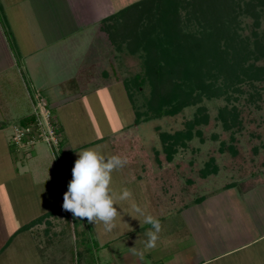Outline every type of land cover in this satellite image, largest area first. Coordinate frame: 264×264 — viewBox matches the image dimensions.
I'll return each instance as SVG.
<instances>
[{
	"label": "rangeland",
	"instance_id": "rangeland-1",
	"mask_svg": "<svg viewBox=\"0 0 264 264\" xmlns=\"http://www.w3.org/2000/svg\"><path fill=\"white\" fill-rule=\"evenodd\" d=\"M139 1L141 0H82L85 2L87 14H82V19L79 20L74 16L76 21L70 19V23L66 24L65 32L68 31L65 33L66 48L63 46L62 51L66 53L65 65L72 69L66 72L69 74L68 77L64 73L57 74L58 83L53 90L60 105L52 109L65 138L64 162L57 164L60 168L56 165L57 177L54 182L46 184L40 182V186H35L31 178L22 177L12 181L16 194L20 193L18 200L23 205L22 211L28 208L29 215L35 218L34 221L40 219V222L25 229L36 227V230L31 231L33 236H28L23 242L15 241L9 249L0 254V264H126L129 259H134L137 264H147V259L142 258L139 261L136 256L144 252L145 255L150 254V257L154 258L161 251L157 250L159 248L157 243L163 249L164 252L161 253L164 256L179 254L188 246L189 238L195 237L194 239L200 243V240L198 241L200 236H197L199 234L201 236L209 234L212 240L219 239L211 248L212 251L235 247L240 242L249 243L254 238L262 236L246 250L216 264H264V186L256 187L247 193L241 192L239 188L231 189L201 204L194 201L186 210L180 205L182 201L178 202L168 196L161 204L156 200L157 193L163 195V189L167 186H175L177 196L180 192L176 182H173L174 184L167 182L172 173L168 172L165 177L167 180H164L163 176H150L151 171L158 173V168L161 167L181 170L179 167L185 168V165L188 167L192 161L196 162L197 168L201 170L211 148L220 147L223 135L238 132L237 129L225 131L221 121L215 122V126L209 131L200 126V130L204 132L205 142H202L198 135H193L192 140L186 142V146L180 144L176 146L173 160L168 164L165 159V148L175 142L173 137L178 132L189 130V124L195 122L201 108L204 107L205 112L212 119H216L223 107L245 109L247 105L245 101H249L254 91L249 89L246 93L232 92L229 95L230 100L226 97L210 101L204 98L202 103L183 110L177 116L147 120L148 116L153 114L147 105V100L151 97V87L146 84L145 88L139 90L132 84L136 75H144V61L141 58L143 52L133 54L128 43H120L118 32L112 34L121 27V20L108 23L111 32L106 30L109 26L107 27L103 20L101 22V18L113 16ZM43 13L39 11L42 16ZM182 17L183 20L186 19L185 11ZM190 19V31H199L200 27L195 18ZM97 20L98 25L95 26ZM241 21V33L243 36H249L252 44L253 20L243 16ZM141 23L143 27L149 28L151 21L142 18ZM261 23L260 36L264 33V18ZM47 29L45 41L50 43L55 37L52 31ZM8 36L10 37V32ZM28 36L29 33L24 32L23 37H26L24 42L27 43L26 47L23 46L21 49L24 52L33 50ZM13 50L15 52V49ZM45 56L47 53L44 55L46 61ZM47 63L46 73L50 71ZM261 65L264 67L263 63ZM127 83L132 88L130 92L135 93L132 94L133 103L127 96ZM217 83L218 85L223 83V78H219ZM25 86L26 83L23 88ZM20 87L19 84L17 98L20 96L19 99L23 101ZM51 96L50 101L53 100V95ZM46 98L49 101L48 97ZM250 107L255 106L250 104ZM253 109L256 111L252 117L258 118L260 122L264 121V109L262 111ZM139 113L140 121L137 122ZM262 125L259 128L260 133L264 132V123ZM213 136H218V140L213 141ZM102 138L106 141L100 142ZM88 143L91 144L85 149L97 148L106 158L118 155L127 160L123 168L113 171L111 188L116 193L128 188L133 195L130 200L116 202L115 206L120 214L111 231H107L102 223L95 225L89 223L86 218H74L71 212L63 210L62 207L63 197L68 190L72 169L80 151L73 154L70 148L74 147V144L79 147ZM0 145L2 146L1 142ZM0 151L3 154V148ZM35 155L36 152L33 150V156ZM175 163H178L179 167H175ZM222 164V160H219V165ZM186 174L190 175V168ZM222 174L223 171L220 170L218 176L209 177L202 193L219 190L227 180V176ZM157 179L160 180L158 189H155L153 182ZM182 198L177 197V200ZM56 203L60 205L54 209ZM132 203L142 207L146 215H151L160 222L161 230L158 233L156 247L151 249L145 247L147 233L153 230L152 225L143 223V217L132 211ZM17 212L14 214L17 215ZM8 216L4 219L9 224ZM209 221L212 222L209 225L213 228L207 230L206 222ZM38 233L39 236L36 235Z\"/></svg>",
	"mask_w": 264,
	"mask_h": 264
},
{
	"label": "trees",
	"instance_id": "trees-1",
	"mask_svg": "<svg viewBox=\"0 0 264 264\" xmlns=\"http://www.w3.org/2000/svg\"><path fill=\"white\" fill-rule=\"evenodd\" d=\"M183 11L186 12L184 20ZM243 16L253 20L252 44L251 38L241 33ZM145 17L151 21L149 28L143 27L141 23ZM190 17L195 18L199 24V31H190ZM263 18L264 0H141L103 19L107 27L111 21L121 20V27L112 30V34L118 32L120 43H128L133 54L143 52L141 58L144 61V75H136L132 84L139 90L145 88L146 84L151 87L147 105L153 114L147 120L177 116L183 110L202 103L204 98L210 101L226 97L230 100L232 92L246 93L249 89L254 91L249 101H245V109L223 107L216 119H212L204 107L201 108V116H197L195 122L189 124V130L178 132L173 137L175 142L165 148L168 164L173 160L176 146H186L193 135H198L205 142L200 126L209 131L215 126V122L221 121L225 131L237 129L238 132L223 135L220 147L211 148L201 170L193 161L188 167L185 165V168L175 163L174 166L181 170L161 167L155 173L150 167L153 170L150 173L152 177L159 175L167 180V173H172L167 182H176L180 192L177 196L175 186L165 187L163 195H156L158 204L163 203L168 196L178 202L182 201L180 205L186 210L194 201L201 204L231 189L239 188L241 192L247 193L264 186V132H259L264 121L260 122L258 118L252 117L256 111L253 108L261 111L264 109V67H261L264 64V33L260 36L259 32ZM110 27L106 30L111 32ZM221 77L223 83L218 85ZM258 83L260 84L257 86ZM126 85L127 96L133 103L135 93L130 92L132 88L129 83ZM250 104L255 107H250ZM34 120V116L30 114L20 124L28 126ZM139 121L140 113L137 122ZM60 131L63 132L61 126ZM212 140L217 141L218 136H213ZM64 143L65 140L59 159L65 156ZM10 145L12 151H16L11 140ZM219 160H222V166L219 165ZM188 168L189 176L186 174ZM220 170L223 171V176H227L226 182L219 190L203 194L202 189L209 177L218 176ZM159 180L153 182L155 189H158ZM177 197L185 200H177ZM37 222L40 219L26 225L23 230Z\"/></svg>",
	"mask_w": 264,
	"mask_h": 264
},
{
	"label": "crops",
	"instance_id": "crops-1",
	"mask_svg": "<svg viewBox=\"0 0 264 264\" xmlns=\"http://www.w3.org/2000/svg\"><path fill=\"white\" fill-rule=\"evenodd\" d=\"M40 10L44 12L43 16L39 14ZM85 10V2L82 0H0V142L2 143L0 150L1 148L4 150L3 154L0 151V254L9 249L15 241H26L28 236H33L31 231L37 229L32 227L30 231L23 230L26 225L34 222L35 218L29 215L28 208L22 211L23 205L18 200L20 193L16 194L12 181L22 177L31 178L35 186H40V182L46 184L55 181L56 165L64 162V158H54L47 147L43 148L45 147L43 145L38 146L35 149L36 155L26 162L21 154L12 151L10 145L12 127L30 116L37 95L48 97L49 101L47 98L46 101L50 103L52 109L59 107L60 103L56 101L58 96L53 90L58 83H56L57 74L64 73L68 77L69 74L66 72L72 69L69 65H65L66 53L62 51L67 39L65 33L68 32H65V27L70 23V19L75 20L74 16H77L76 20L82 19V14H87ZM102 20L101 18V22ZM96 25H98V20L95 21ZM47 28L55 37V40L50 43L45 41ZM8 32H10V37ZM20 32H22L21 35ZM24 32L29 33L28 38L31 39L30 44L33 46L31 52L21 50L27 44L24 42L26 39L23 37ZM46 63L50 66V71L47 73ZM18 83L22 87L20 91L23 92V101L19 99L20 96L17 98ZM24 83L26 86L23 88ZM51 95L54 101H50ZM99 141L105 142L106 140L102 138ZM90 144L79 147L74 144L70 150H73L74 154L78 150H84ZM57 167L60 168L59 165ZM57 203L54 209L61 204V200L60 204L57 205ZM16 211H18L17 215L14 214ZM5 216H8L9 224L7 220L5 221ZM209 224L212 222H206L207 230L213 228ZM36 235L39 236V233ZM197 236H200V239L198 238L200 243L194 239L195 237L189 238L188 246L179 254L164 256L161 253L163 249L157 243L159 246L157 250L161 251L154 258H151L150 254L145 255L144 252L136 257L139 261L142 258L147 259V264H216L246 250L262 237L254 238L249 243L240 242L237 246H230L228 249L212 251L211 248L219 242V239L212 240L209 234ZM131 256L133 257V254ZM126 264H137V262L129 259Z\"/></svg>",
	"mask_w": 264,
	"mask_h": 264
},
{
	"label": "clouds",
	"instance_id": "clouds-1",
	"mask_svg": "<svg viewBox=\"0 0 264 264\" xmlns=\"http://www.w3.org/2000/svg\"><path fill=\"white\" fill-rule=\"evenodd\" d=\"M126 163L127 160L118 155L106 158L97 148L79 151L72 169V179L63 197V210L71 212L74 218H86L95 225L102 223L107 231H111L120 214L115 206L116 202L130 200L133 195L128 188H123L120 193L111 188L113 171L123 168ZM131 209L143 217V223L152 225L153 230L147 233L145 247H156L161 230L160 222L153 216L146 215L145 210L136 203L131 204Z\"/></svg>",
	"mask_w": 264,
	"mask_h": 264
},
{
	"label": "built area",
	"instance_id": "built-area-1",
	"mask_svg": "<svg viewBox=\"0 0 264 264\" xmlns=\"http://www.w3.org/2000/svg\"><path fill=\"white\" fill-rule=\"evenodd\" d=\"M31 114L35 118L34 122L28 126L19 123L12 127L10 138L16 152L21 153L24 160H30L33 157V150L43 145L54 158L59 159L61 146L65 140L64 134L53 116L52 108L43 96H36Z\"/></svg>",
	"mask_w": 264,
	"mask_h": 264
}]
</instances>
